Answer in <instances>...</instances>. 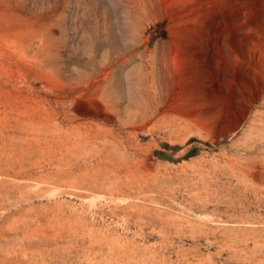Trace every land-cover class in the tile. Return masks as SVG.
I'll return each mask as SVG.
<instances>
[{
  "label": "rangeland",
  "instance_id": "374dc122",
  "mask_svg": "<svg viewBox=\"0 0 264 264\" xmlns=\"http://www.w3.org/2000/svg\"><path fill=\"white\" fill-rule=\"evenodd\" d=\"M0 264H264V0H0Z\"/></svg>",
  "mask_w": 264,
  "mask_h": 264
}]
</instances>
